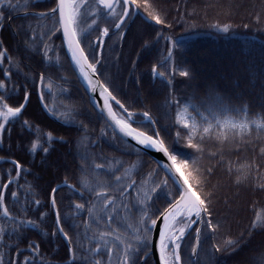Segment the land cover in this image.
<instances>
[{
	"label": "trees",
	"instance_id": "1",
	"mask_svg": "<svg viewBox=\"0 0 264 264\" xmlns=\"http://www.w3.org/2000/svg\"><path fill=\"white\" fill-rule=\"evenodd\" d=\"M93 1L92 10L82 11L81 38L95 41L99 29H109L97 65L102 81L131 112L134 127L158 133L169 151L188 163L183 172L208 208L197 257L192 249L199 222L181 241L182 264H203L206 256L214 264H261L264 0H134L140 11L162 22H148L139 14L123 41L129 20L117 33L113 16ZM54 6V0H4L0 5V83L5 84L0 91L10 107L23 103L25 92L29 99L20 116L0 132V191L9 215L35 226L9 237L4 233L11 232L12 225L0 216V259L11 264H73L75 257V264H120L125 241L136 239L143 192L153 181L168 180L169 189L178 186L150 155L122 139L93 105L53 21L19 15ZM95 51L99 49L87 51L89 58ZM41 77L43 99L53 117L41 104ZM185 111L190 116L187 128L179 118ZM145 115L152 121H143ZM12 160L21 166L19 176ZM193 161L198 162L195 171ZM9 179L15 183L5 189ZM133 180V189L121 195V188L124 192ZM63 182L76 188L65 186L55 194L71 254L51 207V190ZM96 191L115 205L101 211L106 201L100 202ZM171 202L165 194H154L149 201L153 219ZM93 205L95 214L90 216L87 209ZM150 250L151 243L147 253ZM144 256L139 255V264H155L152 256L143 261Z\"/></svg>",
	"mask_w": 264,
	"mask_h": 264
},
{
	"label": "snow or ice",
	"instance_id": "2",
	"mask_svg": "<svg viewBox=\"0 0 264 264\" xmlns=\"http://www.w3.org/2000/svg\"><path fill=\"white\" fill-rule=\"evenodd\" d=\"M38 2V0H35ZM99 7L103 10H106L105 14L113 16V22L117 33L122 29L123 24L125 23V17L135 14V6L133 0H97ZM119 3L121 11L115 12V8ZM86 4V0H54V7L51 8L50 12L40 13L36 16L38 20H49L53 21L54 31H62L63 34V45L67 48V53L71 57V64L74 65L75 69L78 71L79 76L83 79L87 88L90 92H98L100 98L104 102V107L101 109L102 113L106 114L107 120L111 122V125L115 127L122 137L129 138L135 142L136 145L141 146L142 148H151L158 153H162L167 158V163L165 164L166 174L171 173L175 181V185L178 187H173L169 189L168 180L153 181V186L150 190L143 192V195L138 200V211L139 216L134 225L136 228V239L133 241H125V246L123 248V254L119 256L120 264H139L138 257L142 253L147 255V249L151 241L149 240V235L151 230L157 227V220L153 219L155 215L152 212L151 205L149 201L153 200V195L165 194L172 201L169 207L164 208L160 214L159 219L162 221V226L159 227V242L156 245L157 251L160 254V264H181V255L179 249L181 247L180 241L185 235L187 229L191 228L193 224L202 220V213H207L208 208L205 205V201L201 199V196L198 195L197 191L193 190V187L190 186L189 180L183 174V170L188 169V163L183 160H178V157L174 154H170L168 150L165 149L163 143L153 140L150 136L145 135L143 132L134 131L132 127L129 126V123L132 121V114H128V122H123L121 119L117 118L112 112V109L109 105V101L114 97L109 92L108 87L105 84L100 83L99 78L93 79L96 77L97 65L101 63L100 56L105 47L106 41L105 38L109 36V31L107 29H99L98 36L95 41L86 40L82 37V32L80 28L81 16L83 15L82 9ZM0 5H4V0H0ZM15 9L17 5L8 4L6 5ZM131 10V11H130ZM149 18L155 22V24H161V20L157 19L155 16L149 14ZM95 24V20H93ZM117 33H114L116 35ZM54 34V32L52 33ZM48 35V33H45ZM50 38V37H49ZM41 40L44 39V36H41ZM83 46V47H82ZM93 49H99L95 51L91 58L86 56L87 51ZM48 45L45 44L44 51V60L47 62L48 57ZM4 57V53L0 52V59ZM91 59V63L89 60ZM153 75H155V69L152 70ZM5 77L8 76V72L3 73ZM41 82L44 78L41 77ZM5 88L4 83H0V90ZM5 93L0 91V132L5 130V125L10 124V122L15 121L23 109L26 107L28 102V93H24L23 103L18 107H10L7 103L4 102ZM43 103V99H41ZM67 115V113L63 114ZM144 119L147 120L148 116L145 115ZM179 122V118H178ZM185 128L188 127L187 124L183 125ZM207 131V130H206ZM49 141L52 140V137H48ZM35 149V145L32 146ZM189 149L193 148V144L189 143L187 145ZM16 169V174L19 176L21 171V166L15 160L10 161ZM197 161H193L192 170H196ZM99 167V166H97ZM198 175V173H197ZM178 177V179H176ZM116 180L119 181L120 177H116ZM15 183L14 180L9 179L7 184H4L3 187L8 188L9 184ZM199 185V180L196 181ZM85 187H88L86 184ZM67 187H71L68 185ZM91 190V189H90ZM159 190V191H158ZM58 189L53 188L51 190V207L52 210H56V201L55 194ZM96 197L100 202L103 203V208L107 209L109 205L114 206L115 201L108 200L106 194L96 191ZM121 195H123V188H121ZM178 196V199L175 197ZM13 202L16 201V192L11 193ZM38 203V202H37ZM75 208L77 210H82L81 204H76ZM96 205L89 207L87 209L90 216L95 214ZM0 216L4 218L5 224L12 225L11 232L4 233L9 237L15 235L18 231L27 228L35 227L31 222L20 220L17 221L15 217L9 215V212L5 209L4 204V192L0 191ZM193 217L195 219H193ZM43 219V216L41 217ZM150 221V223H149ZM99 223V220H97ZM61 220L59 214L56 218V227L59 230L60 234L63 236L64 240H68L69 237L64 235V229L60 227ZM76 227V225H73ZM208 228H211L212 225L208 224ZM0 233H3V229H0ZM101 240H104L107 243L104 233H99ZM201 232L199 229L196 230V238L199 240ZM123 239V238H122ZM134 243L133 246H129ZM35 247V246H30ZM220 249H217L219 251ZM99 253V249H97ZM193 252L197 253V249L193 248ZM69 253H72V246L69 245ZM102 254V253H101ZM198 254V253H197ZM109 258L111 259V250H108ZM0 264H11V262H5L0 259ZM25 264H28L26 261ZM73 264H75V257H73ZM96 264H101V261L97 260ZM203 264H214L213 258L207 257L203 261ZM261 264H264V260L261 261Z\"/></svg>",
	"mask_w": 264,
	"mask_h": 264
},
{
	"label": "water",
	"instance_id": "3",
	"mask_svg": "<svg viewBox=\"0 0 264 264\" xmlns=\"http://www.w3.org/2000/svg\"><path fill=\"white\" fill-rule=\"evenodd\" d=\"M97 1V0H96ZM134 2V1H133ZM135 6H137L136 5V3L134 2V7ZM106 11V10H105ZM131 11V10H130ZM46 12H50V10L49 11H32V10H29V11H24V12H21V13H19V15H26V14H34V15H39L40 13H46ZM138 14H140L146 21H148V22H154L153 20H151L150 18H149V16L148 15H146V14H144L143 12H141L140 10H139V8L138 7H135V14L134 15H132V18H131V20H130V23H129V25L132 23V21L135 19V17L138 15ZM130 17V15L129 16H127V17H125V22L128 20V18ZM125 24V23H124ZM123 24V25H124ZM128 25V26H129ZM114 29H115V27H114ZM116 30V29H115ZM126 33H127V28L123 31V33H122V37H121V40H123L124 39V37H125V35H126ZM61 34H62V31H61ZM62 38H63V34H62ZM83 47V46H82ZM66 51H67V48H66ZM69 55V54H68ZM86 56L88 57V55H87V53H86ZM69 58H70V60H71V57H70V55H69ZM89 63H91V61L89 60ZM74 66V65H73ZM96 78H99V81H100V83H103V84H105L103 81H102V79L100 78V76H99V74H98V72L96 73V77H94L93 79H96ZM81 81H82V83H83V85H84V87L86 88V90L88 91V93H89V95H90V97H91V100H92V103L94 104V106L97 108V110L106 118V120H107V116H106V114H104V113H102V111H101V109H103V107H104V102H103V100L100 98V96H99V93L98 92H90L89 90H88V88H87V85L85 84V82L83 81V79L81 78ZM41 86H42V83H41V81H40V83H39V95H40V98L41 99H43L42 98V90H41ZM106 86V85H105ZM107 87V86H106ZM109 89V88H108ZM109 92L112 94V96L114 97L112 100H110L109 101V105H110V107H111V109H112V112L115 114V116L117 117V118H119V119H121L123 122H126L120 115H119V113L116 111V109H115V107H114V104H116L120 109H121V111L123 112V113H125L126 115H128L130 112H129V110L128 109H126V107L124 106V104L111 92V90L109 89ZM28 102H29V99H28ZM28 102H27V104H26V107H27V105H28ZM42 103V102H41ZM42 106H43V108L45 109V111L48 113V115L49 116H51L52 117V113L50 112V110L48 109V107L46 106V104H45V102H44V100H43V103H42ZM25 107V108H26ZM24 108V109H25ZM23 109V110H24ZM133 120V119H132ZM108 121V120H107ZM109 122V124L111 125V122L110 121H108ZM112 126V128L114 129V131L122 138V139H124L125 141H127L128 143H130V144H132V145H134L135 147H138L139 149H141L142 151H144L145 153H147L148 155H150L155 161H157L161 166H162V168L166 171V169H165V164L167 163V158L162 154V153H158V152H156V151H154L153 149H151V148H142L141 146H139V145H136L135 144V142L134 141H132L131 139H129V138H125V137H122L121 136V134L117 131V130H115V127L113 126V125H111ZM129 126L130 127H132L133 129H134V131H138V132H143V131H140V130H138V129H136L135 127H133L130 123H129ZM145 135H148V136H150V138L151 139H153V140H157L158 142H160V143H163V141L161 140V138H160V136H159V134L158 133H156V135L155 136H151V135H149V134H147V133H145V132H143ZM164 144V143H163ZM165 145V144H164ZM165 149L166 150H168L169 151V149L165 146ZM170 152V151H169ZM171 154V153H170ZM172 179H173V175L171 174V173H167ZM184 174V173H183ZM176 179H178V177H176ZM173 181H174V179H173ZM175 182V181H174ZM68 185H70L71 187L70 188H72V189H76L75 188V186L74 185H72V184H70V183H68V182H63V183H61V184H59V185H57L55 188L56 189H60V188H62V187H65V186H68ZM178 186V185H177ZM191 186V185H190ZM131 187H132V185L130 186V187H128V189L126 190V192H128L130 189H131ZM194 190V189H193ZM195 191V190H194ZM55 198V197H54ZM51 199H52V195H51ZM178 199V198H177ZM56 201V200H55ZM57 205V204H56ZM169 207V206H168ZM55 212V215H56V218H57V214H59V211H58V207H56V210L54 211ZM204 214L205 213H202V220H203V217H204ZM160 217V216H159ZM159 217L157 218V227H155V228H153V234H152V241H151V255H152V257H153V260H154V263L155 264H160V254H159V252L157 251V247H156V245L158 244V242H159V239H160V237H159V227L160 226H162V221L159 219ZM202 220L200 221V224H199V230H200V232H201V225H202ZM194 226V224L192 225V227ZM60 227L61 228H63L62 227V224H60ZM191 227V228H192ZM190 228V229H191ZM64 235H67L66 234V232L64 231ZM68 236V235H67ZM67 243H68V245H70L71 244V242H70V239H68L67 240ZM199 245H200V238H199V240H197V238H196V240H195V243H194V247L193 248H196L197 249V253H198V249H199ZM72 246V245H71ZM197 253H194L193 252V257L195 258L196 256H197ZM72 260H73V258H72Z\"/></svg>",
	"mask_w": 264,
	"mask_h": 264
},
{
	"label": "rangeland",
	"instance_id": "4",
	"mask_svg": "<svg viewBox=\"0 0 264 264\" xmlns=\"http://www.w3.org/2000/svg\"><path fill=\"white\" fill-rule=\"evenodd\" d=\"M92 1H93V0H86V4H85L84 8H83L81 11H83L84 9H86V10H89V9L92 10V9L90 8V6H91L90 3H91ZM92 3H95V2L93 1ZM117 7L120 8L119 3L117 4ZM117 7H116V8H117ZM116 8H115V10H116ZM120 9H121V8H120ZM120 11H121V10H120ZM103 29H107V30L109 31V29H108L106 26H104ZM203 60H209V59H207V57L204 56V57H203ZM147 116H148V115H147ZM179 116H180V117H179L180 120L183 121L185 124L188 123L189 120H190V116H189L188 113H186V111L183 112V113H180ZM122 118H123L125 121L128 122V117H127V116H123V115H122ZM148 118H149V116H148ZM180 243H182V242L180 241ZM179 253H180V249H179ZM180 255H181V253H180Z\"/></svg>",
	"mask_w": 264,
	"mask_h": 264
}]
</instances>
